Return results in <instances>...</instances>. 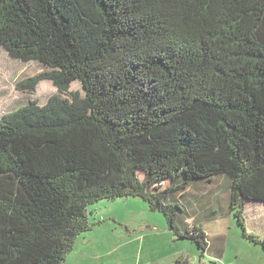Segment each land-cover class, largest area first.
Masks as SVG:
<instances>
[{
	"label": "trees",
	"instance_id": "16d2710c",
	"mask_svg": "<svg viewBox=\"0 0 264 264\" xmlns=\"http://www.w3.org/2000/svg\"><path fill=\"white\" fill-rule=\"evenodd\" d=\"M0 46L47 68L19 89L58 90L0 119V264H66L90 206L126 198L204 255L178 198L218 176L264 248V0H0Z\"/></svg>",
	"mask_w": 264,
	"mask_h": 264
},
{
	"label": "rangeland",
	"instance_id": "374dc122",
	"mask_svg": "<svg viewBox=\"0 0 264 264\" xmlns=\"http://www.w3.org/2000/svg\"><path fill=\"white\" fill-rule=\"evenodd\" d=\"M46 70L37 62L10 58L0 46V119L33 101L44 105L58 94L50 81H42L34 93L18 88ZM70 90L84 94L77 81ZM187 192L178 200L190 217V227L205 231L206 254L194 242L176 238L164 215L151 211L145 201L126 198L90 206L96 226L84 234L92 240L89 260L92 264H264V248L244 236L231 210L229 177L194 182ZM245 218L247 233L264 238V204L249 202Z\"/></svg>",
	"mask_w": 264,
	"mask_h": 264
},
{
	"label": "crops",
	"instance_id": "0c3cea01",
	"mask_svg": "<svg viewBox=\"0 0 264 264\" xmlns=\"http://www.w3.org/2000/svg\"><path fill=\"white\" fill-rule=\"evenodd\" d=\"M89 239L91 240V238H88L86 235L79 240L74 252L69 257L66 264H72L73 262L75 264H92V261L87 257L90 243Z\"/></svg>",
	"mask_w": 264,
	"mask_h": 264
}]
</instances>
